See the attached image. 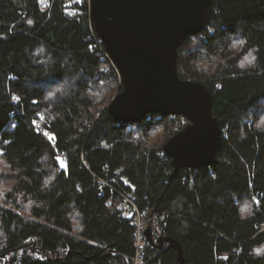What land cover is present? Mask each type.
<instances>
[{
  "label": "trees",
  "instance_id": "1",
  "mask_svg": "<svg viewBox=\"0 0 264 264\" xmlns=\"http://www.w3.org/2000/svg\"><path fill=\"white\" fill-rule=\"evenodd\" d=\"M176 65L211 92L222 138L214 164L170 180L164 145L188 122L108 115L121 84L89 0H0V161L12 184L0 242L22 251L20 264H132L123 197L157 216L182 264H264V0H213ZM145 252L149 264H176L167 244Z\"/></svg>",
  "mask_w": 264,
  "mask_h": 264
},
{
  "label": "water",
  "instance_id": "2",
  "mask_svg": "<svg viewBox=\"0 0 264 264\" xmlns=\"http://www.w3.org/2000/svg\"><path fill=\"white\" fill-rule=\"evenodd\" d=\"M212 10L213 0H89L94 32L121 84L106 107L108 115L121 123L150 114L188 122L164 145L173 167L170 180L181 168L211 166L221 146L211 92L200 82L182 80L176 65L182 40L201 33ZM145 236L151 244L172 247L176 264L183 263L177 241L154 240L149 226Z\"/></svg>",
  "mask_w": 264,
  "mask_h": 264
},
{
  "label": "built area",
  "instance_id": "3",
  "mask_svg": "<svg viewBox=\"0 0 264 264\" xmlns=\"http://www.w3.org/2000/svg\"><path fill=\"white\" fill-rule=\"evenodd\" d=\"M118 210L123 218L131 220L136 227L134 242L135 254L132 264H149L146 261L145 247L148 241L144 231L146 226L152 222L153 216L148 218L145 214L139 212L133 201L127 197H123L122 201L118 205ZM152 223V226L154 227L152 230V237L156 239L161 236V231L160 228L155 225V221ZM21 259V250H9L6 243L3 241L0 242V264H20Z\"/></svg>",
  "mask_w": 264,
  "mask_h": 264
},
{
  "label": "rangeland",
  "instance_id": "4",
  "mask_svg": "<svg viewBox=\"0 0 264 264\" xmlns=\"http://www.w3.org/2000/svg\"><path fill=\"white\" fill-rule=\"evenodd\" d=\"M61 165L64 167V164L62 162H61ZM8 173H9V170H8L7 166L3 163V161H0V203L3 202L5 205H7V204L4 201V198H5L4 195H6L9 192V189L12 185L10 182L9 183L6 182L5 175H7ZM154 218H155V220H154ZM156 220H157V216H153L152 222L156 221ZM152 222L146 226V228L148 226L150 227L151 234H152V230L154 229V227L152 226V224H153ZM146 228H145V230H146Z\"/></svg>",
  "mask_w": 264,
  "mask_h": 264
},
{
  "label": "snow or ice",
  "instance_id": "5",
  "mask_svg": "<svg viewBox=\"0 0 264 264\" xmlns=\"http://www.w3.org/2000/svg\"><path fill=\"white\" fill-rule=\"evenodd\" d=\"M15 99V98H14ZM35 123V122H34Z\"/></svg>",
  "mask_w": 264,
  "mask_h": 264
}]
</instances>
